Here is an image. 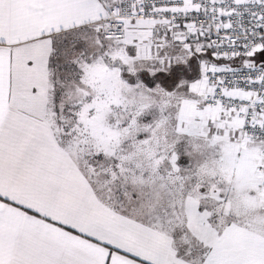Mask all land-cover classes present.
I'll return each mask as SVG.
<instances>
[{
    "label": "snow or ice",
    "instance_id": "6c2138e0",
    "mask_svg": "<svg viewBox=\"0 0 264 264\" xmlns=\"http://www.w3.org/2000/svg\"><path fill=\"white\" fill-rule=\"evenodd\" d=\"M0 264H264V0H0Z\"/></svg>",
    "mask_w": 264,
    "mask_h": 264
}]
</instances>
